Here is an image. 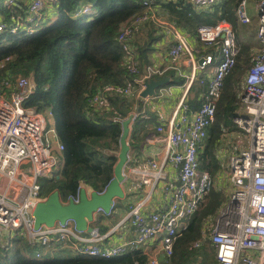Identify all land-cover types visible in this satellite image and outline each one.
I'll list each match as a JSON object with an SVG mask.
<instances>
[{
  "label": "built area",
  "instance_id": "obj_1",
  "mask_svg": "<svg viewBox=\"0 0 264 264\" xmlns=\"http://www.w3.org/2000/svg\"><path fill=\"white\" fill-rule=\"evenodd\" d=\"M2 1L7 6H13L16 0ZM48 1L31 0L27 17L18 18L9 27L10 33L17 34L20 30L33 33V25L42 18ZM254 1L259 14L257 40L260 48L242 78L240 113L234 118L237 129L249 137L250 146L241 149L231 146L229 150L221 147L223 151H220L219 159H223L226 153L229 155L228 180L232 190L228 192V199L218 214L205 223L207 238L215 250L218 264H264V0ZM188 2L199 8H210L220 0ZM56 3L57 0L54 1ZM152 4V1L145 3L148 7ZM247 5V0H242L236 10V17L243 26L251 23ZM90 12L91 8L86 6L78 10L76 15ZM148 19V12L136 17L119 36V43L125 53V66L133 76V81L125 87L108 86L101 89L91 99V106L108 109L110 102L107 95L110 94L130 97L135 90L139 96L153 77L166 73V70L148 68L145 75H140L132 40L138 28ZM5 30L7 25L0 18V32ZM171 30L175 41L169 51L173 64L171 69L184 77L179 64L186 60L191 67V74L185 84L186 93L168 123L158 125L156 132L147 138L149 144L162 146V151L132 168V180L138 188L147 186L152 193L162 184L166 201L164 209L145 213L144 203L132 207L127 220L134 227L135 238L114 246L104 245L103 241L110 234H115L125 221L116 222L110 234L105 236L99 228L92 229L89 239L81 237L74 223L69 221L64 226H42L36 230L34 211L39 203L48 198L41 194V180L54 177L61 166L64 146L59 142L55 128L47 130V119L53 118L52 113L25 107L26 101L35 91L32 79L22 76L5 78L0 81V182L5 181L4 189L0 191L2 248L11 249L15 235L20 233L32 247L46 248L62 243L65 248L80 254L111 259L131 249L159 241L165 256L172 258L176 241L187 230L182 222L200 210L214 187L212 172L201 169L200 150L208 139L210 127L215 123L226 79L234 70L241 49L234 26L226 21L198 28L201 47L192 45L182 31L174 27ZM4 66L5 62L1 67ZM196 82L206 87V90L200 109L190 114L189 106L184 101ZM167 94V89H162L158 97ZM26 164L32 166L31 175H25L22 169ZM170 167L177 173L173 180L168 174ZM106 189L99 193L103 194ZM80 192L81 189L66 201L62 198L61 201L68 204L73 200L79 204ZM115 206L116 203L113 210ZM79 241L81 244L76 243ZM195 247H199V242ZM37 257H41L40 253ZM149 264L161 263L157 258H150Z\"/></svg>",
  "mask_w": 264,
  "mask_h": 264
},
{
  "label": "trees",
  "instance_id": "obj_2",
  "mask_svg": "<svg viewBox=\"0 0 264 264\" xmlns=\"http://www.w3.org/2000/svg\"><path fill=\"white\" fill-rule=\"evenodd\" d=\"M149 0H57L52 5L57 11V19L44 24L37 30L41 19L34 24V32L20 30L12 34L9 27L18 18H26L29 11L28 0H16L13 6L0 2V18L7 30L0 32V81L19 76L31 78L35 91L26 101L25 107L38 112L50 111L55 123L58 140L64 146L61 166L54 177L42 179V196L47 198L54 192L66 201L85 187L95 192H103L114 178L118 162L115 153L120 152L122 123L133 115L130 141L142 143L156 117L146 116L143 106L133 97L118 94L107 95L110 107L97 109L91 106V99L108 86L125 87L134 78L125 66V53L119 43V36L126 25L148 9ZM242 0H229L216 5L213 13L204 16L188 17L172 5L164 6L173 16L178 26L188 29L192 34L202 25H215L227 20L238 26L236 10ZM89 6L91 12L76 15L83 7ZM221 13V14H220ZM235 13V14H234ZM49 24V25H48ZM149 41L146 49L150 47ZM241 51L237 64L226 79L216 112L215 123L208 131L203 153L200 150L202 170L214 173L220 167L217 157L221 139L225 132L237 129L234 118L240 113L242 78L252 64L253 55L249 44L238 39ZM137 43V38H136ZM137 46L135 52L140 57L141 72L148 64L146 49ZM9 61H6L7 59ZM5 62V66L1 65ZM165 77L174 78L173 73L155 76L150 81ZM184 80L172 81L169 86ZM194 83L190 92L197 89ZM205 92L206 87L198 88ZM196 94V93H195ZM198 94L190 99L193 111L200 108ZM135 113V115H134ZM132 145V143H131ZM212 172V173H213ZM226 203L225 193L212 191L208 201L190 220V225L174 246L170 262L164 264H188L191 257L200 251L192 249L203 234V225L211 216L218 214ZM52 246V245H51ZM32 247L26 237L17 233L13 246L6 250L0 246V264H147L148 256L141 248H134L115 258L104 259L80 254L62 243L60 250ZM41 257L38 258L37 254ZM201 253V252H200ZM204 254V253H203Z\"/></svg>",
  "mask_w": 264,
  "mask_h": 264
},
{
  "label": "crops",
  "instance_id": "obj_3",
  "mask_svg": "<svg viewBox=\"0 0 264 264\" xmlns=\"http://www.w3.org/2000/svg\"><path fill=\"white\" fill-rule=\"evenodd\" d=\"M30 1L31 0H28L29 3ZM149 1L153 2L152 6L148 7V9L145 11L149 13V19L138 28L132 40V45L134 47V50H136L137 46L140 47V45L143 46L142 48L146 49L149 41L153 40L151 42L150 47L146 49L147 51L145 55H146V59L148 60V64L144 67V70L142 72L140 69V62H139L140 57L135 52V60L138 64L140 75L142 76L145 75L148 68H153V69L158 68V69L166 70L165 74H168V73L174 74L173 79L170 77L171 79L170 83L172 81L178 82L180 80H184V83L182 85L176 84V85H171V86H169L170 84L169 83L167 86L158 90L157 95L155 97H151L147 99H142L141 96L140 95L138 96L134 90L133 97H135L138 101L139 99H141V104L143 106V109H142L141 107H137L136 105L135 110L136 111L143 110V113L146 114V116H149V115L155 116L156 123H153L150 126L147 132V135L145 137V140L142 143H136L133 140L130 141L131 132H132V123L130 124V136L128 139V143L130 146V153H129V161L124 170V174L126 175V182L123 184L125 198L123 200H120V199L116 200V206L111 216L97 214L94 218V221L89 225L92 229L99 228L101 234L105 236V235L110 234V232L113 230V225L116 222L125 221L115 234H112V235L110 234L103 241L104 245H109V246H114V245H118L124 242H129L135 238L134 227L131 221L127 220L130 209L132 207L136 206L139 203H144L143 211L145 213H151V212L163 210L166 204L163 190H162V187H163L162 184H160L159 187L152 193H151L150 188L147 186L138 188L135 185L134 181L132 180V168L136 166L138 163L148 158H152L157 153L162 151V146L149 144L147 141V138L156 132V127L158 125H161V124L166 125L168 123L169 119L172 116L173 111L180 104V102L182 101V98L184 97L186 93L185 84L187 81V77L191 74V67L186 60H183L179 64L178 67L181 69L182 73L185 75L184 77H181L176 71L171 69V67H173V64L169 57V51L172 45L175 43L171 28L174 27L175 29L182 31V33L186 35V37L188 38L189 42L192 45L196 47H201L202 44L199 40L198 34H192L188 29L182 26H178L174 22V20L171 19L173 16L165 9L164 6L172 5L174 6V8L176 7L178 11L184 12V14L186 13L188 17H192L194 15L204 16L205 15L204 13H207V12L213 13L216 8L215 7L216 5L210 8H199V7L191 5L188 2V0H149ZM226 1H229V0H226ZM221 2L222 0H220L218 4H220ZM56 19H57V11L55 7L52 5L51 0H49L46 5V11L42 15L39 25L52 23ZM223 21L229 22L230 24L234 26V23L231 21H227V20H223ZM223 21H220V22H223ZM251 23H252V20H251ZM234 28L236 30V27ZM136 38H137V43H136ZM256 39H257V32H256ZM237 41H238V38H237ZM238 44H239V41H238ZM259 48H260V45H259ZM259 48H258V51H259ZM132 81H129V82H132ZM196 86H197V89H195L194 92L192 91L189 92L184 101L189 106L190 114H194L200 109L199 108L198 110L193 111L189 104L190 99H192L196 94H198L197 95L198 100L202 104V96L204 93L203 92L201 93L198 90V88H202V85L200 83H197ZM162 89H167L168 94L160 98L158 97V95ZM241 90H243V79H242ZM217 157L219 158V151L217 153ZM208 170L212 172V170L210 169ZM168 171H169L168 174H169L170 180H173L176 177L177 173L171 167L169 168ZM4 187H5V181L2 180L0 182V191L3 190ZM85 189L89 193L92 192V190L87 187H85ZM228 192L229 191H226L225 193L226 201L228 199L227 198ZM215 216H211L209 217V219H212ZM192 217L182 222L183 225L187 226V229L190 225V220L192 219ZM205 223L203 225L202 237L199 241H197L199 242V247L198 248L195 247V244L197 243L195 242L192 248L196 250L195 252H198L201 250L200 251L201 253L199 252L198 254H196V256L191 257V262H189L188 264H218L216 257H215V250L207 238L208 233L205 231ZM70 227L74 230V226H70ZM79 235L83 238H88V239L91 237L89 232L79 233ZM179 239L176 241V243L179 241ZM76 243L81 244V241L76 242ZM54 245H59V243L52 244L51 248L54 247ZM141 249H143L144 253L148 256L147 264H149L150 258H157L161 264H164L165 261L166 263L170 262V259H168L165 256L164 252L162 251L161 243L159 241L152 242L149 245L142 247Z\"/></svg>",
  "mask_w": 264,
  "mask_h": 264
},
{
  "label": "water",
  "instance_id": "obj_4",
  "mask_svg": "<svg viewBox=\"0 0 264 264\" xmlns=\"http://www.w3.org/2000/svg\"><path fill=\"white\" fill-rule=\"evenodd\" d=\"M203 60L200 61V64ZM170 77H165L159 81H151L147 88L141 93L142 99L155 97L158 90L170 83ZM133 115L122 123V136L120 139V152L118 162L114 169V178L103 194L92 191L89 193L85 188L80 192V203L76 204L71 200L68 204H63L59 192H54L45 201L38 204L34 211L36 220L35 229L42 226L53 228L57 224L65 225L68 221L74 223L75 230L80 233L91 231L89 226L97 214L111 216L113 205L116 200H123L125 193L123 184L126 182L124 170L129 161L130 146L128 139L130 136V124ZM101 210V213L99 212Z\"/></svg>",
  "mask_w": 264,
  "mask_h": 264
},
{
  "label": "rangeland",
  "instance_id": "obj_5",
  "mask_svg": "<svg viewBox=\"0 0 264 264\" xmlns=\"http://www.w3.org/2000/svg\"><path fill=\"white\" fill-rule=\"evenodd\" d=\"M55 0H52V3L54 4ZM226 0H222L224 2ZM221 2V3H222ZM248 5H247V11L250 19L252 20V23L248 26H243L241 24H238L237 29H236V35L237 38L243 41L244 44H249L251 47V53L254 55L259 48V43L257 42L256 39V32H257V27L259 24V14L257 11V4L254 0H247ZM49 25V24H48ZM45 26L41 25L37 28V30L43 29ZM240 45V44H239ZM241 49V46H240ZM193 96V95H192ZM55 128V123L53 118H48L47 119V130L50 131L51 129ZM204 145L201 147V151L203 153L204 150ZM223 150H229V147L232 146L233 149L239 148H249L250 146V139L247 135L244 134V132L239 131L238 129L232 130V134H226L224 135L222 139V144L220 145ZM220 149L219 155H220ZM222 150V151H223ZM221 151V152H222ZM119 153H115L116 156H118ZM220 162V167L218 166V170L214 173L213 171V178H214V187L212 191H222L226 193V191H231V185L228 180V174H229V155L226 153V156L223 157V159H219ZM22 169L24 170L25 175H31L32 172V166L30 164H26L22 166ZM208 170V169H207ZM219 189V190H218ZM211 191V192H212ZM228 194V193H227ZM71 226H73L71 224ZM57 246H54V249H56ZM57 250H60V248H57Z\"/></svg>",
  "mask_w": 264,
  "mask_h": 264
}]
</instances>
